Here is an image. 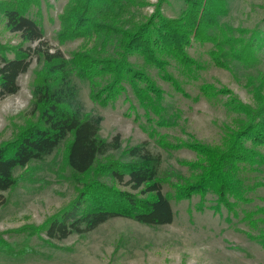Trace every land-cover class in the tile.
I'll return each mask as SVG.
<instances>
[{
    "label": "trees",
    "instance_id": "1",
    "mask_svg": "<svg viewBox=\"0 0 264 264\" xmlns=\"http://www.w3.org/2000/svg\"><path fill=\"white\" fill-rule=\"evenodd\" d=\"M182 1L185 7L177 18L163 15L162 7L168 0H157L151 15L126 26L130 10L146 6L144 0H68L58 16L57 41L63 45L82 39L84 43L68 58L59 49L51 50L44 41L40 0L0 2V21L6 31L20 39L16 47L0 45V100L18 92L17 80L27 72L33 56L42 62L32 90L34 120L27 122L11 141L0 143V191L17 185L15 169L44 160L63 142L64 163L77 184L76 196L67 206L41 226L24 227L18 233L28 239L44 236V242L49 244L91 232L113 218L149 226L169 225L174 217L171 197L176 202L199 197L203 203L207 195H212L216 211L223 207L235 216L236 205L250 201L246 198L249 192L264 188L263 182L246 186L240 176L247 170L257 172L264 167L260 151L264 147V97L253 85L248 86L253 106L242 103L229 91L218 92L209 85L200 88L207 100L222 93L227 95L224 107L238 116L232 122L233 128H226L220 145L195 140L170 143L164 135L157 134L156 129L172 124L163 118V93L132 59L155 70L162 81L181 91L169 67L174 62L180 74L193 76L200 68L188 54L193 44H211V61L226 69L229 66L224 58L251 66L257 63L258 52L264 48V34L258 29L236 30L239 36L248 35L244 40L232 37V28L220 26L219 19L228 14L227 0ZM7 53H12V58ZM73 78L88 84L90 101L100 107L125 96L129 103L125 115L133 114L136 122L144 118L150 131L144 126L143 132L151 139L157 137L161 149H186L195 154L194 161L180 162L190 176H175L172 196L162 191L160 158L145 149L146 143L124 149L122 157L128 161L111 157L104 162L99 160L109 150L120 148L119 137L111 141L100 137L102 119L82 113ZM127 89L135 104L127 97ZM138 109L142 110L141 115ZM256 215L258 218H254ZM243 221L259 230L257 235L247 237L264 249V208L244 214ZM8 248L0 238V251Z\"/></svg>",
    "mask_w": 264,
    "mask_h": 264
},
{
    "label": "rangeland",
    "instance_id": "2",
    "mask_svg": "<svg viewBox=\"0 0 264 264\" xmlns=\"http://www.w3.org/2000/svg\"><path fill=\"white\" fill-rule=\"evenodd\" d=\"M67 1L40 0L44 41L51 50L59 49L66 58L84 45L82 39L63 45L57 41L58 16ZM144 2L146 6L130 10L125 19L126 26L142 22L152 14L157 0ZM227 4L228 14L219 19V24L232 28L235 31L232 37L248 39L247 34L239 36L238 29L251 31L256 28L264 34V0H227ZM184 7L182 0H168L162 13L167 18H177ZM19 43L18 35L6 31L0 21V45L16 47ZM211 50V44H193L188 49L189 56L200 66L191 77L180 74L175 63H171L169 72L179 82L181 91L162 81L155 70L132 59L152 77L163 93V118L172 124L168 128L154 129L170 143L195 140L211 146L220 145L226 128H233L232 122L238 116L224 107L228 96L222 93L207 100L200 94L203 85L218 92L229 91L242 103L251 106L255 102L249 85L260 89L264 97V48L258 52L257 63L251 66L224 58L229 69L213 64L209 55ZM12 56L7 53L8 58ZM41 69L42 62L33 56L27 72L17 80L18 92L0 100V143L11 141L27 122L34 120L32 90ZM72 82L77 88V103L82 113L102 119L100 137L108 141L119 137L120 148L109 150L99 160L104 162L111 157L128 161L126 156L122 157V151L146 143L145 149L160 158L158 174L164 179L162 191L172 196L171 184L177 183L175 176H190L188 168L180 162L194 161L195 154L186 149H161L157 137L151 139L143 132V127L148 129L149 126L144 118L136 122L133 114L131 117L125 115L129 107L125 96L103 108L90 101L86 82L76 78ZM127 97L135 104L129 89ZM137 112L142 114V110ZM260 151L264 155V147ZM65 154L66 144L63 142L44 160L15 169L13 175L17 185L8 191H0V238L9 247L7 253L0 251V264H264V249L247 237V234L257 235L259 230H253L243 221L244 214L264 208V188L249 192L246 198L250 201L236 205L235 216L223 207L216 211L212 195H207L203 203L199 197L182 202L171 197L174 217L169 225L149 226L113 218L91 232L73 234L62 241L48 244L44 242V236L28 239L18 231L24 227L41 226L76 196L77 184L64 163ZM240 176L246 186L254 182L264 183V167L257 172L247 170Z\"/></svg>",
    "mask_w": 264,
    "mask_h": 264
}]
</instances>
